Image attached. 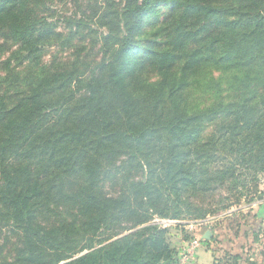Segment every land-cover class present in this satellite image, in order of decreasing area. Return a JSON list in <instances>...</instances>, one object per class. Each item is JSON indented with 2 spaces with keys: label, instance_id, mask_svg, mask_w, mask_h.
Segmentation results:
<instances>
[{
  "label": "trees",
  "instance_id": "trees-1",
  "mask_svg": "<svg viewBox=\"0 0 264 264\" xmlns=\"http://www.w3.org/2000/svg\"><path fill=\"white\" fill-rule=\"evenodd\" d=\"M64 1L0 0V264H178L156 217L264 197V0H67L46 62Z\"/></svg>",
  "mask_w": 264,
  "mask_h": 264
},
{
  "label": "crops",
  "instance_id": "crops-1",
  "mask_svg": "<svg viewBox=\"0 0 264 264\" xmlns=\"http://www.w3.org/2000/svg\"><path fill=\"white\" fill-rule=\"evenodd\" d=\"M260 200L235 207V224L230 229L223 222L198 221L185 226L188 230L178 241V264H214L215 255L231 254L240 257L241 264H264L263 210ZM195 237L201 241L194 256L185 259L183 254Z\"/></svg>",
  "mask_w": 264,
  "mask_h": 264
},
{
  "label": "rangeland",
  "instance_id": "rangeland-1",
  "mask_svg": "<svg viewBox=\"0 0 264 264\" xmlns=\"http://www.w3.org/2000/svg\"><path fill=\"white\" fill-rule=\"evenodd\" d=\"M67 1V0H66ZM64 1V3L61 4H57L56 9H57V14L55 17L53 18H49L50 21H55V23L58 25V32H61L63 34H65L64 38L62 39V41L59 44L53 45L51 47H48L45 51V61L46 62H53L55 59L57 58H64V59H72L73 54H75V52L82 48L84 45H87L90 43L91 45V37H87V30H83L82 34H80L79 36H76L73 41H71V44L73 46L68 47L67 48V44L66 41L68 40V34H69V30H72V24L70 19H73L75 14L78 13L79 15H81V10L86 9L89 5L85 2H80L79 5H75L72 1ZM89 11H91V7H89ZM169 14V9L168 8H161L160 9V14L157 17H151L148 20V24H150V26L158 23L159 21H163L165 19V17H167ZM49 16V15H47ZM80 19V16H79ZM82 25H86V26H92L93 23L89 20H84ZM149 28H147L146 30H148ZM102 31V30H100ZM63 45V47L61 46ZM15 46V45H14ZM13 46V47H14ZM14 50V49H13ZM264 188V187H263ZM264 190V189H263ZM260 199H264L263 198H259ZM248 201V200H247ZM246 204H250L247 203L245 198L242 199V204L240 206L246 205ZM158 220H164L165 223L164 225H161L160 227L163 229L169 228V229H173L175 230L180 229L179 232L178 231H174L171 235L173 240L177 241L175 242L176 245H178V241H181V239L184 236V231L186 229V231L188 230V228H185V226H190L191 223L194 222H198V221H193V220H184V221H173V220H166V219H160L158 217L155 218L154 221L158 222ZM205 220H210V221H214V222H223V224H226L227 228L230 229L232 228L231 226L235 224V206L223 210L217 214H212L209 215ZM202 220V221H205ZM155 223V222H153ZM182 226V227H178ZM184 230V231H183ZM192 239H196L195 237H193ZM175 245V246H176ZM177 247V246H176ZM178 248V247H177ZM180 256V254H179ZM217 256V254L215 255V257Z\"/></svg>",
  "mask_w": 264,
  "mask_h": 264
},
{
  "label": "built area",
  "instance_id": "built-area-1",
  "mask_svg": "<svg viewBox=\"0 0 264 264\" xmlns=\"http://www.w3.org/2000/svg\"><path fill=\"white\" fill-rule=\"evenodd\" d=\"M260 205L262 206V210H263V219H264V199H260ZM155 224H158V225H164L165 221L164 220H158V222L154 221ZM263 229H264V221H263ZM201 245V241L199 239H192L190 241V244L189 246L187 247L185 253L183 254V257L185 259L189 258V257H192L194 256L196 250L200 247Z\"/></svg>",
  "mask_w": 264,
  "mask_h": 264
}]
</instances>
